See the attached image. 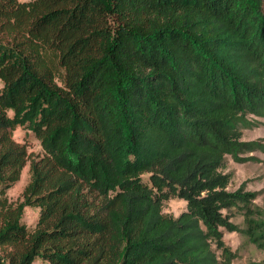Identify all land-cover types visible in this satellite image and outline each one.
<instances>
[{
  "label": "trees",
  "instance_id": "obj_1",
  "mask_svg": "<svg viewBox=\"0 0 264 264\" xmlns=\"http://www.w3.org/2000/svg\"><path fill=\"white\" fill-rule=\"evenodd\" d=\"M248 115H264V0H0V264H229L223 229L264 251V210L224 171L264 150L241 140Z\"/></svg>",
  "mask_w": 264,
  "mask_h": 264
},
{
  "label": "rangeland",
  "instance_id": "obj_2",
  "mask_svg": "<svg viewBox=\"0 0 264 264\" xmlns=\"http://www.w3.org/2000/svg\"><path fill=\"white\" fill-rule=\"evenodd\" d=\"M23 1V0H21ZM246 125L242 127V141L254 142L264 145V115L246 116ZM12 138L19 144H23L29 157L42 153L39 141L34 135L22 128L16 127L12 131ZM259 146V145H258ZM257 146V147H258ZM224 171L231 172L230 182L227 189L236 190L242 186L244 191L255 194L251 206L264 210V150L256 148L251 151H242L237 158L227 157ZM144 179L146 175L143 176ZM28 180V162L23 166L19 179L7 190L9 200L16 202L20 200L21 192ZM185 200L172 197L163 202V212L172 216H177L185 209ZM229 221L243 227V210L240 206L231 207L225 211ZM37 207H25L22 212L21 221L28 228H32L38 219ZM223 241L233 253L229 264H260L264 263V251L256 248L241 233L237 231L222 230ZM32 264H45L41 259H36Z\"/></svg>",
  "mask_w": 264,
  "mask_h": 264
}]
</instances>
